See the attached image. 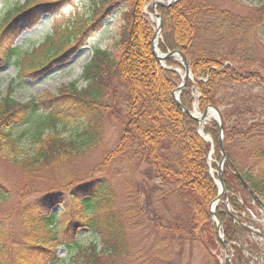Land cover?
Wrapping results in <instances>:
<instances>
[{"label":"trees","instance_id":"16d2710c","mask_svg":"<svg viewBox=\"0 0 264 264\" xmlns=\"http://www.w3.org/2000/svg\"><path fill=\"white\" fill-rule=\"evenodd\" d=\"M99 1L93 11L79 10L63 19L32 51L19 52L9 44L0 46V56L5 63L13 59L20 76L43 71L70 55L111 12L110 0ZM151 1L127 0L112 48L93 49L83 68L86 87L70 83L55 94L47 91L20 102L13 96L18 85L13 82L0 98V161L19 176L12 187L0 175V205L13 202L9 216L0 219V264H61L62 246L74 252L69 264H156L143 260L142 249L132 248V233L146 231L149 240L151 226L162 229L157 245L163 249L190 237L207 250L209 264H221L213 253L220 240L211 204L220 190L217 175L211 174V143L175 101L181 75L163 67L151 50L155 29L145 13ZM41 3L19 0L8 6L0 20V39L23 12ZM158 11L163 18L160 50L182 52L193 71L194 83L187 80L181 103L189 110L198 103L202 112L214 105L222 113L230 163L223 172L227 193L216 212L225 241L237 242L240 227L226 210V200L241 220L255 205L235 171L264 202L259 35L264 3L248 14L225 9L216 0H177ZM166 64L184 70L175 59ZM111 117L121 123V136L102 166L121 180L77 177L80 160L103 144ZM205 133L213 137L216 162L211 166L217 169L220 124L212 120ZM48 176L54 180L44 185ZM85 230L100 239L101 248L95 240L80 243Z\"/></svg>","mask_w":264,"mask_h":264},{"label":"rangeland","instance_id":"374dc122","mask_svg":"<svg viewBox=\"0 0 264 264\" xmlns=\"http://www.w3.org/2000/svg\"><path fill=\"white\" fill-rule=\"evenodd\" d=\"M19 0H0V20L5 15L8 6L17 3ZM23 1V0H20ZM42 1L40 5L33 6L29 11L23 12L19 19L9 28L6 29L1 36L0 46L11 44L14 48L21 51H32L37 48L45 40L47 35L52 31L55 25L59 24L63 19L69 18L74 12L82 10V12L93 11L95 1L98 0H38ZM225 9L239 14H248L249 11L258 8L262 5L264 0H216ZM111 12L106 17L101 18L96 26L85 38L80 40V44L73 52L64 59L54 62V64L46 67L43 71L24 73L19 75L20 68L14 63L13 59L10 63H5L3 57L0 56V98L3 97L7 88L11 83L18 85L15 87L13 96L20 102L29 101L34 97H42L49 91L53 94L57 92L59 87L67 84L76 83L79 88L86 87V82L82 78V70L87 61L92 57V49L100 47L103 49H111L116 37H118L119 29L123 24L122 14L127 9V0H110ZM104 8V6H103ZM151 12V10H147ZM151 19V18H150ZM149 19V20H150ZM156 21V20H155ZM260 44L262 45L260 53L264 54V27L261 29ZM78 44V43H77ZM76 44V45H77ZM212 120V119H211ZM210 120V121H211ZM209 121V122H210ZM208 122V123H209ZM120 124L118 120L111 117L106 123V131L104 135V144L101 147L94 148L91 153L85 155L79 162L76 168L77 177L86 178L88 181L92 178H101L104 175L112 178L113 181L118 182L121 177L116 172L111 171L108 167H103L105 156L110 152L109 150L117 142L121 134ZM241 155V154H240ZM243 156V154L241 155ZM244 161L246 156H243ZM103 168V169H102ZM94 171V172H93ZM0 175L3 180L10 186H16L19 176L14 171L6 166L3 161H0ZM53 176L43 182L48 185ZM256 205V204H254ZM13 202L0 205V219H4L12 212ZM251 214L244 216V223L246 226L251 227L255 232H250L248 229L242 230V243L243 248H260L264 251V222L258 220L264 219V215L259 206L256 205L251 211ZM150 232L151 239L148 240L146 231H138L133 233V249H142L144 258H151L156 264H208L209 256L207 250L200 245L199 242L186 237L180 243L171 244L162 250V245L158 239L163 235L162 229H155L151 226ZM89 231L85 230L79 236L80 242L88 244L94 240L99 242L97 236H89ZM236 245V244H234ZM160 250V251H159ZM161 252L157 255H152L155 252ZM60 255L65 258V262L70 261L73 253H70L65 247L59 249ZM213 253L218 256L220 262H225V251L219 245ZM236 254L235 247L229 246V254ZM251 258L247 261L242 260L243 264H262L261 261H256ZM141 260V261H143ZM128 261V260H127ZM140 262V261H139ZM137 262L136 264H139ZM132 264H135L132 262Z\"/></svg>","mask_w":264,"mask_h":264},{"label":"water","instance_id":"95a60500","mask_svg":"<svg viewBox=\"0 0 264 264\" xmlns=\"http://www.w3.org/2000/svg\"><path fill=\"white\" fill-rule=\"evenodd\" d=\"M175 1L176 0H161V1L157 0V1L152 3L154 15L156 18H158L159 23H158V26L155 30V33L153 34L152 39H151L152 40V48L151 49H152L154 55L156 56L157 60L160 61L162 64L165 62V60L167 58H170V57H173V58L179 57V59L181 60V64L184 66L185 73L182 75V84H180L178 86V88L176 89L174 94H175L176 103L184 109L183 105L180 102L181 91L183 89H185L186 84H187V82H186L187 79L188 78L193 79V74H192V71L190 70L189 62L186 59V57L179 51L162 53L159 50V42H158V40H161V35H162V30H163V28H162L163 18L158 14L157 9H158V7H161V6L171 7V5ZM175 70L178 71L177 69H175ZM184 110L186 112H188L190 115H192L193 117H195L201 126H202V124L207 123V121L210 119L211 113H214L215 114L214 119L217 120L221 126V132H220L221 137H220V141H219V146L221 148L222 160L218 164V171H217V175H218L217 184L219 185L220 193H219L218 197L214 200L213 205L211 207V212L213 213L214 219L217 223V230H218V232H220L223 228V225L220 222V220L217 216V213L215 212V208H216V205L218 204V202L220 201V199L224 196V193L227 191L225 188V181L223 179V171H224L225 164L229 162V158L226 155L225 146H224V135H223L224 124H223L222 113H220V111L215 106H209V108H207L203 113H199L196 110H194V111H189L188 109L187 110L184 109ZM200 134L202 136H204L205 139H207L208 141L213 140L211 136L205 135L201 129H200ZM236 176H237V178H239L241 180L243 187L250 192L252 198L256 202H258L260 208L262 210H264V203L259 198V196L254 193V191L250 188L249 184L241 177V175L239 173H236ZM227 206L229 207V202L227 203ZM231 215L234 218L235 222H238V224L245 226L242 222H240V220L236 214L235 215L231 214ZM221 241H222V245H224L225 253L227 255L225 264H230L229 249H228L227 244L224 243L222 236H221Z\"/></svg>","mask_w":264,"mask_h":264},{"label":"bare ground","instance_id":"6f19581e","mask_svg":"<svg viewBox=\"0 0 264 264\" xmlns=\"http://www.w3.org/2000/svg\"><path fill=\"white\" fill-rule=\"evenodd\" d=\"M215 114L214 113H211V116L210 117H212V116H214ZM204 127V126H203Z\"/></svg>","mask_w":264,"mask_h":264}]
</instances>
